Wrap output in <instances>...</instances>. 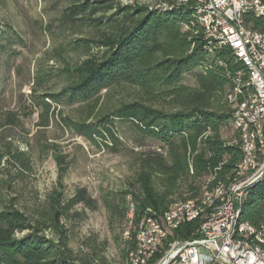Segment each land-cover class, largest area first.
Masks as SVG:
<instances>
[{"label": "trees", "instance_id": "obj_1", "mask_svg": "<svg viewBox=\"0 0 264 264\" xmlns=\"http://www.w3.org/2000/svg\"><path fill=\"white\" fill-rule=\"evenodd\" d=\"M160 1L167 7L68 0L61 23L94 32L69 44L86 57L65 67L69 83L58 92L39 93L45 75L37 73L28 96L27 115L38 113V128L54 122L91 144L117 146L121 137L116 121H121L129 123L139 138L132 178L119 191H101L99 198L121 264L134 249L142 219L160 217L174 204L198 200L204 190L229 184L241 160L232 104L249 93L243 87L244 66L229 48L208 50L193 0L185 6ZM251 23L264 30L259 19L252 18ZM195 70L196 85L186 86L184 75ZM236 86L241 94L234 93ZM127 89L134 92L130 101L107 105L115 93ZM233 94L231 103L228 96ZM160 102L167 109L154 106ZM73 106L76 117L62 113ZM229 125L236 133L226 141L217 132ZM8 128H23L17 112L0 114V132ZM36 144L42 153H57L56 185L44 198L29 185L33 158L28 147L19 149L0 140V264H115L106 256L108 242L97 234L88 233L78 239L76 249L71 247L88 212L97 209L98 199L86 187L66 191L65 156L53 142ZM129 201L134 203L133 227L131 240L125 241ZM239 221L264 234V177L246 189ZM199 224L198 220L184 224L168 241L194 238Z\"/></svg>", "mask_w": 264, "mask_h": 264}, {"label": "rangeland", "instance_id": "obj_2", "mask_svg": "<svg viewBox=\"0 0 264 264\" xmlns=\"http://www.w3.org/2000/svg\"><path fill=\"white\" fill-rule=\"evenodd\" d=\"M131 1L132 4L143 2ZM68 5V0H0V114L4 111L17 112L23 122L21 130L8 128L1 131L0 140L10 141L19 149L28 147L33 158V174L29 185L41 198L56 185L57 153L40 152L36 142L42 145L46 142L55 143L56 149L65 156V162L69 165L63 178L66 191L76 186L86 187L92 197L98 199L97 209L88 212L87 219L76 231L75 241L70 243L71 247L76 249L80 237L88 233L97 234L109 244L106 256L115 264H121L99 198L101 191H119L133 176L141 148L135 145L140 140L131 125L116 121L121 137V143L117 146H106L103 142L94 145L65 132L54 122H51L50 127L38 128V113L27 115L30 87L37 81V73L45 75L39 93L58 92L69 83L65 67L71 68L86 57L82 51H72L69 44L80 38H89L94 32L61 23L60 15ZM197 74V70L185 74L183 83L195 86ZM133 95L132 89L115 93L107 105L118 100L128 102ZM154 106L167 109L161 102L154 103ZM234 106L233 103L232 108ZM75 108H66L62 113L76 117ZM217 133L230 141L236 132L229 125ZM28 198V195L24 196V199ZM122 237L124 240L123 234Z\"/></svg>", "mask_w": 264, "mask_h": 264}, {"label": "bare ground", "instance_id": "obj_3", "mask_svg": "<svg viewBox=\"0 0 264 264\" xmlns=\"http://www.w3.org/2000/svg\"><path fill=\"white\" fill-rule=\"evenodd\" d=\"M124 4H132L131 0H120ZM143 2L138 4L146 5L150 8H166L165 3H161L160 0H142ZM177 6H185L191 3L192 0H173ZM192 8L196 15V19L201 26L204 33V40L206 41L208 50L229 48L236 58L246 70V82L245 87L249 91L245 97L243 104H235L233 125L238 130L239 138L238 145L241 151V160L238 163L234 178L232 182L227 185L219 184L211 190H204L203 194L198 200L187 201L183 203H177L169 207V209L160 216V219H169L170 217H179V219L191 218L192 222L199 221L200 224L196 232L201 229L205 222L209 220L212 212L221 210L228 206L229 200H233L235 192L239 188L240 179L242 176V169L244 176H251V168H243L249 165V158L247 157V147L251 144V137L248 136V127L245 125L240 112H249L253 110L252 122L255 125V132L258 135V141L264 145V113L263 109L259 106L263 103V94L261 93V87L256 84L253 77V69L247 64V61H243L240 57V53L233 50V43L228 38V34H224V26L221 20L220 14L208 13V7H199L201 3H206V0H193ZM211 28L214 32V36L219 37L218 40H211ZM256 42H264V30H256ZM251 54L255 57H262L264 55V47L260 45H251ZM239 74L237 77L239 78ZM235 94H241L242 91L239 86L234 89ZM228 96L229 101H234V95ZM264 177V172L258 174L253 180L245 182V187L237 194V201L235 202L234 214L230 220V226L228 228L229 240H233L234 244L243 249V252L248 255H256L257 260L264 262V234L257 232L252 226L247 223L239 221L240 207L243 200L246 197V189L252 186L257 181ZM207 189V188H206ZM127 212V227L123 233L124 240L130 241V230L133 227L134 216V203L128 202ZM190 223V222H189ZM153 224H158V217H148L142 219L136 228V236L134 240V249L128 254L126 264H162V260H170V257L174 256L177 251L180 242L183 240L173 239L168 241V237L172 235L164 236V243L166 249L161 253L159 249L160 257L154 260V249H158V240L148 241L150 237ZM186 223H177L173 225V220H164V227L166 230L174 232ZM165 246V245H163Z\"/></svg>", "mask_w": 264, "mask_h": 264}, {"label": "built area", "instance_id": "obj_4", "mask_svg": "<svg viewBox=\"0 0 264 264\" xmlns=\"http://www.w3.org/2000/svg\"><path fill=\"white\" fill-rule=\"evenodd\" d=\"M199 7H208V13L221 15L224 34H228V38L233 43V50L238 51L242 60L247 61L253 69L256 84L261 87L263 103L256 107L262 108L264 113V55L255 57L251 54V45L264 47V42H256V28L251 23L252 18L264 22V0H206V3H201ZM218 39L219 37L214 36L211 28V40ZM244 99L240 103L243 104ZM252 114L253 110L240 112L242 120L248 127V136L251 137L250 146L244 149L247 150L249 165L243 167L251 168V176H244L242 169L240 185L234 199L229 200L227 207L212 212L211 217L201 229L194 232L195 237L180 242L174 256L170 257V260H162V264H264L257 260L256 255L244 253L243 249L235 245L233 240H229L228 236L238 192L245 187V182L253 180L256 175L264 172V145L258 141ZM164 220H173V225L177 223L189 225V222H192L191 218L160 219L158 217V224H153L148 238V241L158 240V249H154V257H159V249L164 245V236L175 233L166 230Z\"/></svg>", "mask_w": 264, "mask_h": 264}]
</instances>
